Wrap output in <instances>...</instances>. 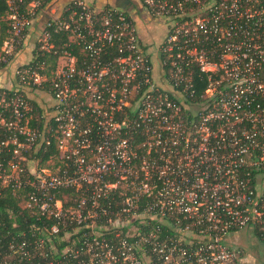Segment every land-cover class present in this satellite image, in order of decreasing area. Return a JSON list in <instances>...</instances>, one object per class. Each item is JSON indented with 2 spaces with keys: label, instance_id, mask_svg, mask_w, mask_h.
I'll return each mask as SVG.
<instances>
[{
  "label": "built area",
  "instance_id": "1",
  "mask_svg": "<svg viewBox=\"0 0 264 264\" xmlns=\"http://www.w3.org/2000/svg\"><path fill=\"white\" fill-rule=\"evenodd\" d=\"M4 1L7 65L48 7ZM137 5L167 28L154 50L127 9L76 0L0 94V196L41 222L0 234V264H242L232 234L264 243V0Z\"/></svg>",
  "mask_w": 264,
  "mask_h": 264
},
{
  "label": "trees",
  "instance_id": "2",
  "mask_svg": "<svg viewBox=\"0 0 264 264\" xmlns=\"http://www.w3.org/2000/svg\"><path fill=\"white\" fill-rule=\"evenodd\" d=\"M52 0H43V4L48 6ZM8 14V8L4 0H0V24L2 27V38L4 39L7 36L9 30L8 21L5 17ZM3 20V21H2ZM5 21V22H4ZM44 57H51L50 55H44ZM50 61L51 59H47ZM3 90L0 89V94ZM37 117L34 118L32 122L35 128H38L40 133L44 132L45 129V117H43V109L41 107L36 108ZM53 125V122L50 123ZM48 136V135H47ZM57 154L55 145L53 142L50 145H44L38 158L40 160V166L44 164L51 156ZM0 234L4 242H8L12 237L17 234L19 231L27 230L33 225H41V222L37 220V217L32 215L28 210L21 209L19 207V200L11 193L8 192L0 196ZM76 236L71 237V240H75ZM71 241V243H72ZM70 243L62 238L56 240V248L61 250L62 248L68 246Z\"/></svg>",
  "mask_w": 264,
  "mask_h": 264
},
{
  "label": "crops",
  "instance_id": "3",
  "mask_svg": "<svg viewBox=\"0 0 264 264\" xmlns=\"http://www.w3.org/2000/svg\"><path fill=\"white\" fill-rule=\"evenodd\" d=\"M71 1H76V0H52L49 4H48V8L53 5L52 8H50V12H52L53 14H55L56 12V8L60 7L62 10L63 7H66L68 5H70ZM77 1H82L85 2L88 5H92V6H96L99 8H104L107 7L108 5H111L114 3L115 0H77ZM130 13H132L131 10L134 9H129ZM50 12H42L34 21L32 27L30 28L24 43L22 45V47L19 49V52L17 53L16 57L13 59L14 62L20 63V62H29L32 60L33 55H34V48L36 45V41L38 40L39 36L41 35L45 23L47 21V15H50ZM46 15V16H45ZM134 15V14H133ZM55 16V15H54ZM134 18L137 21L139 30L141 31V33L143 34L142 39L143 41L147 44L150 45L152 50H154L156 48L157 45H159V43L161 41H163L164 37L167 34V28L165 26V24H163V21L160 22H156V23H152V21H149L148 19H144L140 18L139 15L135 16ZM144 23H148L150 25L145 26ZM145 28H149V31ZM151 30V31H150ZM147 38V39H144ZM8 69H13L10 66L7 67ZM7 75L6 73H2L1 75ZM11 79V78H9ZM3 83H6V80L2 78H0V86L3 87ZM3 85V86H2ZM245 242H251V244L256 243L254 237L252 236L251 232L249 231H242V232H238V233H234L232 234L229 239L228 242L230 243L231 246L233 247H240V248H244V243ZM245 249V248H244ZM246 250V249H245ZM247 251V250H246Z\"/></svg>",
  "mask_w": 264,
  "mask_h": 264
},
{
  "label": "rangeland",
  "instance_id": "4",
  "mask_svg": "<svg viewBox=\"0 0 264 264\" xmlns=\"http://www.w3.org/2000/svg\"><path fill=\"white\" fill-rule=\"evenodd\" d=\"M138 1L139 0H137V2H136V4H134V8L133 9H135L136 11L138 10V14L140 15V17L141 18H143L145 15L147 16V14H146V12L145 11H139V9H138ZM74 1H71L70 3L72 4ZM140 3V2H139ZM140 6V5H139ZM53 7V5H51L49 8H48V12H50V8H52ZM96 7V6H95ZM64 8V7H63ZM99 8V7H98ZM131 8V7H130ZM61 8L60 7H58V8H56V12H55V14L54 15H57L61 10H60ZM127 10L128 11H130L128 8H127ZM132 12H135L134 10H131ZM51 13V12H50ZM46 16V15H45ZM47 19L49 18V15H47V17H46ZM5 19L7 20V16L5 17ZM3 21V20H2ZM151 21H152V23H156V22H160V21H163L162 19H155V18H152L151 17ZM5 22V21H4ZM163 24H165L164 23V21H163ZM144 25L145 26H147V25H150V24H148V23H144ZM145 29H147L148 31H149V28H145ZM151 31V30H150ZM2 32H3V30H2V27H1V24H0V57L1 56H4L5 55V51L4 50H6V41L8 40V37H9V33L7 32V36H5L4 37V39L2 38ZM141 32V31H140ZM142 34V33H141ZM143 36V34L141 35V37ZM145 36V35H144ZM143 36V37H144ZM40 37V36H39ZM144 39H147V38H144ZM36 47V46H35ZM35 49V48H34ZM19 52V49H17V50H15L14 51V53L12 54V56H10L11 57V60H10V62L6 65V63L5 62H2V63H0V78H2L3 77V79H5L6 80V83H3V87H1L0 86V89H2V90H5V89H8V88H10L11 86H12V84H13V82H14V79H13V77H14V74H16V70L22 65V64H24V62L22 63V62H20V63H17L16 64V62H14L13 61V59L16 57V55H17V53ZM26 63V62H25ZM11 67V68H13V69H8L7 67ZM2 73H6L7 75L5 76L4 74L3 75H1ZM9 78H11V79H9ZM41 101V100H40ZM43 107L44 106H42V109H43ZM44 113L45 114H47V111H46V107H44ZM50 118V115H48V119ZM38 165V164H37ZM41 167H44V165L43 166H41ZM256 241V240H255ZM243 243H244V248L247 250V252H249L250 253V255L251 256H253L254 258H255V260H256V263L257 264H264V243H260V242H258V241H256V243H254V244H251V242H245V241H243Z\"/></svg>",
  "mask_w": 264,
  "mask_h": 264
},
{
  "label": "flooded vegetation",
  "instance_id": "5",
  "mask_svg": "<svg viewBox=\"0 0 264 264\" xmlns=\"http://www.w3.org/2000/svg\"><path fill=\"white\" fill-rule=\"evenodd\" d=\"M121 1L122 0H115L113 4L108 5V6L120 7L119 4L121 3ZM136 2H137V0H129L128 9H130V7H131V9H133L134 8V4H136ZM144 17H145L144 19H148L149 21H151V18L148 15L147 16L145 15ZM139 33H140V35H142L140 30H139ZM242 264H257V263H256L255 258L253 256H251L249 252H247V257H245V259L243 260Z\"/></svg>",
  "mask_w": 264,
  "mask_h": 264
},
{
  "label": "water",
  "instance_id": "6",
  "mask_svg": "<svg viewBox=\"0 0 264 264\" xmlns=\"http://www.w3.org/2000/svg\"><path fill=\"white\" fill-rule=\"evenodd\" d=\"M119 6H120L121 8L127 9V8L129 7V0H122L121 3L119 4ZM134 11H135V12H132V13H133L135 16H137V14H138L137 11H136L135 9H134ZM133 14H132V15H133ZM134 15H133V16H134Z\"/></svg>",
  "mask_w": 264,
  "mask_h": 264
}]
</instances>
